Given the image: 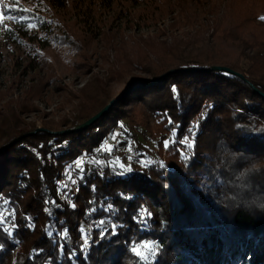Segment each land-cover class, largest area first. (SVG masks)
Wrapping results in <instances>:
<instances>
[{
  "label": "trees",
  "instance_id": "obj_1",
  "mask_svg": "<svg viewBox=\"0 0 264 264\" xmlns=\"http://www.w3.org/2000/svg\"><path fill=\"white\" fill-rule=\"evenodd\" d=\"M51 1L61 6L68 0ZM193 35L187 42L162 46L157 66L132 62L150 70L152 79L173 68L199 69L136 88L137 100L163 118L164 132L151 138L159 151L165 149L164 140L169 141L164 165L133 164L125 171L117 165L115 147L111 152L100 148L105 137L101 126L112 115L116 123L124 119L116 106L127 97L84 130L54 134L51 131L58 130L44 127L0 151V216L6 221L0 228V264H99L101 259L121 264L133 243L143 240L157 246L155 256L140 263L131 254L129 264H264V212L245 210L264 203V97L251 86L264 93V42L231 38L232 31ZM222 43L227 44L225 50L220 49ZM232 52L233 61H228L225 56ZM212 65L227 66L242 76L205 70ZM131 78L132 85L152 80ZM101 95L93 109L91 105L87 112L79 111L72 126L108 103V97L99 101ZM193 125L194 137L188 131ZM185 136L194 139L190 150L179 143ZM84 153H93L85 157L91 163L82 165L84 171L66 200L58 191V182L65 178L62 165ZM45 200H55L60 207ZM109 203L113 209L104 212ZM141 208L152 213L146 223L139 220ZM90 219L109 221L104 226L108 231L101 236L104 228L93 226L90 247L81 252L79 226ZM13 223L17 227L12 228ZM63 229L68 235L60 239L56 234ZM69 252L75 253L71 259Z\"/></svg>",
  "mask_w": 264,
  "mask_h": 264
},
{
  "label": "rangeland",
  "instance_id": "obj_2",
  "mask_svg": "<svg viewBox=\"0 0 264 264\" xmlns=\"http://www.w3.org/2000/svg\"><path fill=\"white\" fill-rule=\"evenodd\" d=\"M57 6L51 0H0V146L37 128L71 127L80 110L94 108L98 94L99 101L118 98L113 105L127 97L116 106L124 119L116 123L112 115L101 126L105 137L100 148L115 147L117 165L124 169L133 164L162 166L167 148L157 150L151 137L164 132L163 118L137 100L140 89L159 81L150 77V70L133 64L156 65L162 46L216 30L232 31L231 38L238 40L253 37L264 42V0H68ZM232 55L225 57L233 61ZM131 77L152 80L132 85ZM245 106L252 108L249 102ZM91 154L62 165L65 178L58 184L69 185L60 191L62 198L63 191L69 198L75 189L67 172L77 180L81 171L75 162L87 165L91 162L85 157ZM81 225L90 247L93 220ZM131 249L121 264L130 263ZM99 264L118 263L101 259Z\"/></svg>",
  "mask_w": 264,
  "mask_h": 264
},
{
  "label": "snow or ice",
  "instance_id": "obj_3",
  "mask_svg": "<svg viewBox=\"0 0 264 264\" xmlns=\"http://www.w3.org/2000/svg\"><path fill=\"white\" fill-rule=\"evenodd\" d=\"M262 20H264V17H261ZM32 25H30L31 27ZM225 75H228L227 73ZM177 91L176 88H173L172 89V92L175 93ZM208 107H211V105H209ZM169 123L171 124L172 121L169 120ZM196 125H193L192 128H190L188 131L189 133L191 134L192 137L195 136V129ZM172 136L175 137L176 136V131L175 129H173L172 131ZM115 139V137H114ZM164 147L167 148L168 145H169V141L168 140H164ZM179 143L185 145L186 149H192L193 148V145H194V139L193 138H190V136H185L183 139H181L179 141ZM107 151H111V149H107ZM128 151H131V147L128 148ZM181 156L183 159L187 160L188 159V156L185 154L184 151H181ZM96 163H100V161H96ZM82 164H83V161L82 160H77L75 162V167L79 170V171H84V169L82 168ZM121 167H123L121 165ZM125 171H131V169H125ZM67 179L69 181H71L72 184H75L76 183V180L75 178L73 177L72 173L71 172H67ZM59 183V182H58ZM69 185L67 183H63V184H60V186L58 187V191H62L63 189H68ZM63 195L64 197L67 199L68 198V192L67 191H63ZM45 204H52L54 205L55 207L59 208L60 206L56 203L55 200H45L44 201ZM91 203V201H90ZM4 205H7L8 204V201H4L3 202ZM72 207H75V205L73 204ZM113 209V205L111 203L107 204V206L103 209L104 212H109ZM44 211L46 213H48L49 216L52 215V212L49 208H45ZM91 211H96V209H92ZM152 213L150 211H148L146 208H141L140 211H139V220L141 223H146V217H151ZM12 218L14 220L15 218V214L13 213L12 214ZM28 219H31V218H28ZM5 218L3 216H0V228H3L4 226V223H5ZM109 223V221H106L105 219H100L99 221H95L93 222V225H89V228L93 227V226H96V227H100V228H104V231H101L99 234L101 236H104L106 234V232L108 231L107 228H105L104 226ZM31 226V225H29ZM17 227V225L15 223L12 224V228H15ZM111 229H112V234L115 235V229H116V225L115 224H112L111 225ZM79 232H80V239L82 240V243L80 245V250L81 252L87 250L88 246H89V239H88V235L87 233L85 232V229L84 227L81 225L79 226ZM8 234L10 235L11 234V229H8ZM54 233L49 230L47 231V236L51 237L53 236ZM56 235L59 236L60 239H64L65 237H67L68 235V230L67 229H63L62 231H60L59 233H57ZM0 247H3V245H0ZM59 249L63 250L64 249V245L63 244H60L58 245ZM156 249H157V246L151 242V241H141L140 243L136 244L132 249L131 251L134 253V255L136 257L139 258L140 261L144 262V261H148L151 257L155 256L156 254ZM75 255V253L73 252H69L68 253V256H69V259H71L73 256Z\"/></svg>",
  "mask_w": 264,
  "mask_h": 264
},
{
  "label": "water",
  "instance_id": "obj_4",
  "mask_svg": "<svg viewBox=\"0 0 264 264\" xmlns=\"http://www.w3.org/2000/svg\"><path fill=\"white\" fill-rule=\"evenodd\" d=\"M194 70H199V69H195V68H175V69H171L163 74H161L159 77H157L155 79V81H160L162 80L165 76L171 74V73H175L178 71H194ZM205 70L210 71V70H215V71H226L235 75H239L242 76L240 73L232 70L231 68L224 66V65H212L208 68H206ZM254 89V91L258 94H260L261 96L264 97V93L262 91H260L259 89H257L256 87H254L253 85H251ZM118 99V98H117ZM117 99H112L110 100L105 106H103L98 112H96L95 114L91 115L90 117H88L86 120H84L83 122L79 123L78 125H75L73 127H69L67 129L64 130H60V131H51L54 134H68L74 131H80V130H84L87 127H89L90 125H92L95 121H97L102 115H104L109 108L116 102ZM42 128H37L34 131H30L27 133H23L22 135H20L19 137L13 139L12 141L8 142L7 144H5L2 149L6 148L7 146H9L10 144L16 142L17 140H19L20 138L26 137L30 134H33L34 132H36L37 130H40Z\"/></svg>",
  "mask_w": 264,
  "mask_h": 264
},
{
  "label": "clouds",
  "instance_id": "obj_5",
  "mask_svg": "<svg viewBox=\"0 0 264 264\" xmlns=\"http://www.w3.org/2000/svg\"><path fill=\"white\" fill-rule=\"evenodd\" d=\"M245 210L250 211V212H254V211L264 212V203H255L249 206L248 208H246Z\"/></svg>",
  "mask_w": 264,
  "mask_h": 264
}]
</instances>
